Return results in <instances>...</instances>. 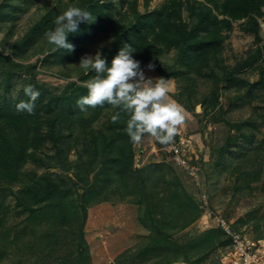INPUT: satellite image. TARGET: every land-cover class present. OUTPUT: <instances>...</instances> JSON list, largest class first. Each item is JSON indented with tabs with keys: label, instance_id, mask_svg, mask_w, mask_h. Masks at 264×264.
I'll return each instance as SVG.
<instances>
[{
	"label": "rangeland",
	"instance_id": "1",
	"mask_svg": "<svg viewBox=\"0 0 264 264\" xmlns=\"http://www.w3.org/2000/svg\"><path fill=\"white\" fill-rule=\"evenodd\" d=\"M79 1L0 0L1 54L17 63L34 65V69L21 70L23 74L14 71L15 68L9 62L0 65L1 105L17 110L16 105L20 101L29 99L24 94V86L32 85L40 92L35 101V108H43L42 105L46 103L51 91H58L71 81L79 83V73L83 69L78 64L83 56H94L97 51L102 55L110 46L111 32L105 31L108 20H99L98 17L95 24L84 29L78 38L69 42L74 45V51L71 53L54 50L55 46L49 44L46 38V32L49 30L25 40L27 31L45 14L46 9L56 12L53 21L55 27L57 16L69 5L78 6ZM129 1L106 0L107 7L103 6L102 10L111 13L112 18L116 19L118 13H123L129 8ZM164 1L150 0L146 10L160 7ZM138 9L144 11L143 0H138ZM186 14L184 11L182 18ZM254 18L258 24L259 40L252 29H248L250 21L247 18L233 21L231 30L223 32L222 48L210 58L208 66L199 74L193 70L186 71L185 67L181 66L173 68V74L166 79L172 99L181 104L187 114L185 124L179 127L171 143L177 142L181 137L180 139L185 140L184 143L188 145L184 153V165L177 163L179 161L171 156V144L161 145L147 135L139 144L133 143L132 146L133 168L138 170L150 167L146 190L153 194L154 204L157 205L155 216L161 219L164 216L166 221L169 220L166 216L168 206L162 198H166L168 191L172 190L174 182L171 181H175L174 177L177 175H183L180 178L182 187L188 190L197 203L198 216L193 218V208H187L175 224L176 228L169 230L173 233L171 240L176 244L172 253L162 251L158 257H154L153 253L146 256L142 249L149 246L153 231L147 222L146 226L140 221L143 216V204H138L133 194H126L122 198L121 194L113 192L112 187L107 190V198L91 204L86 209L82 237L88 250L89 264H162L178 259L176 255L182 259V247L179 248L182 243L205 231L217 230L221 222L237 228L248 237H264V61L258 60L249 66H243L250 52H254L257 46L264 45V6L259 14H254ZM174 56L173 50L164 53L160 63L174 65ZM239 64L241 67L237 69L236 65ZM147 65L149 63H140L146 77L161 78L155 68L149 71ZM32 72L35 73L34 80L30 77ZM226 73L230 74L233 80L231 83L221 80ZM41 83L48 91L43 90ZM211 94H215L218 100V105L214 108L208 106ZM107 113L109 112H104L101 119L106 121ZM237 126L241 132L237 130ZM234 136L236 140L226 144L227 139ZM224 145L225 159L216 164L219 160L218 150ZM46 152L50 156L53 155L48 143ZM76 161L77 153L71 148L67 163ZM187 167L193 168L194 176ZM25 169L35 170L39 174L45 171L62 173L58 167L45 170L33 161L26 164ZM74 171V168L71 169L67 175L74 177ZM126 183L131 188L124 193L135 191L136 178L130 174L126 177ZM15 189L16 186L12 190ZM3 194L4 214L0 228H9L12 239L15 237V231H19L23 226L21 223L27 214L19 213L20 209L9 190L1 189L0 199ZM45 223L40 224L38 228L41 229ZM71 224L77 227V224ZM56 229L60 234V242L55 253L41 258H49L50 262L66 258L64 264H71L72 258L68 256L72 247L70 232L65 225L58 224ZM28 238L27 236L24 239ZM220 240L221 243L209 248L207 252L200 251L192 256L191 264H221L227 244L223 237ZM6 244L7 255L0 264H8L25 251L20 242ZM38 262L36 264H47Z\"/></svg>",
	"mask_w": 264,
	"mask_h": 264
},
{
	"label": "trees",
	"instance_id": "2",
	"mask_svg": "<svg viewBox=\"0 0 264 264\" xmlns=\"http://www.w3.org/2000/svg\"><path fill=\"white\" fill-rule=\"evenodd\" d=\"M105 2L106 0L79 1L78 6L88 10L94 17V22L80 23L78 32L69 35L68 42L75 40L84 29L95 24L97 17L99 20L107 19L105 31L111 32V42L102 58L110 65L115 55L127 44L136 50L132 53L135 60L154 65L160 77L165 79L173 74L175 68L181 66L186 71L193 70L199 74L208 66L210 58L222 48L223 32L231 30L233 21L247 18L250 21L248 29H252L259 40L254 14H259L264 6V0H165L160 7L146 10L150 0H143L144 11L141 12L138 0H130L129 8L113 19L111 13L102 10L103 6L107 7ZM111 9L114 10L112 7ZM184 11L187 14L182 18ZM55 13L52 9H46L45 14L27 31L25 40L54 29ZM186 19L191 21L187 22ZM172 50L175 52V64L162 65L160 58ZM258 60L264 61V45L257 46L247 56L245 63H242L243 66H249ZM4 62H9L15 68L14 71L20 74H23L21 70L34 69L33 64L23 65L11 61L10 57L0 52V65ZM241 64L236 65L237 69ZM34 75L32 72V80ZM93 75L95 73L91 70L80 71L79 83L71 81L60 90L51 91L43 108H35L32 115L0 104V190H9L20 209L19 213L27 214L21 223V229L15 231L14 238L11 239L9 228H0V262L7 255L6 242H20L24 253L8 264H36L38 261L64 264L66 258L52 260L53 262L49 258H41L55 253L60 242L56 225L60 224L66 226L72 238L68 254L72 258L71 264H89L88 250L82 237L86 209L107 198V190L112 187L113 192L121 194L122 198L126 194H133L135 201L143 204L140 221L144 225L147 222L153 231L149 246L142 249L146 256L153 253L154 257H158L162 251L172 253L176 244L171 240L173 233L169 230L176 228L175 224L187 208H193V218L198 216L197 203L188 190L182 187L180 178L183 175H177L174 177L175 181H171L174 186L168 191L166 198L161 195L168 206L166 216L169 220L166 221L164 216L162 219L155 216L157 205L154 204L153 194L146 190L150 167L137 170L132 166L133 142L125 131L127 115L122 113L121 120L113 123L111 116L118 109H113L108 104L86 108L85 112H81L77 106V100L87 95L85 82ZM221 80L225 83L233 81L227 73ZM42 87L45 92L48 91L44 84ZM217 105V96L211 94L208 106L214 108ZM104 112H109L106 121L101 119ZM237 130L241 132L239 126ZM231 140H236V136L227 139L226 144ZM47 143L53 150L51 156L46 152ZM71 148L77 153V161L68 164L67 155ZM225 150V145L219 148V160L216 164L225 159ZM30 161L45 170L58 167L62 173L45 171L39 174L35 170L28 171L25 166ZM73 168L74 177L68 176L67 172ZM130 174L136 178L135 191L124 193L131 188L126 183V177ZM14 186L16 189L12 190ZM4 196L3 194L0 199V226L4 214ZM42 223L45 226L39 229ZM71 223L77 224V227H73ZM231 229L240 232L237 228ZM27 236L29 238L24 239ZM222 237L228 248L229 237L218 227L217 230L205 231L182 243L179 246L182 247V259L177 257V250L175 255L178 259L162 264H191L192 256L200 251L207 252L209 248L221 243ZM260 238L264 237L260 235L254 239Z\"/></svg>",
	"mask_w": 264,
	"mask_h": 264
},
{
	"label": "clouds",
	"instance_id": "3",
	"mask_svg": "<svg viewBox=\"0 0 264 264\" xmlns=\"http://www.w3.org/2000/svg\"><path fill=\"white\" fill-rule=\"evenodd\" d=\"M83 22L92 23L94 17L85 8L69 5L57 16L54 29L46 32L48 43L55 46L54 50L73 52L74 45L68 42V37L78 32L79 24ZM134 51L132 46L124 45L110 65L99 51L94 56H83L78 66L85 72L91 70L95 75L86 81L87 95L77 100V106L85 112L86 108L108 104L118 109L111 116L113 123L121 120L122 113L127 115L125 131L131 142L139 144L147 135L161 145H169L179 127L185 124L186 110L172 99L165 78L145 76L140 62L132 56ZM146 67L152 71L155 66L149 64ZM23 91L29 99L20 101L16 109L32 115L40 92L32 85L24 86Z\"/></svg>",
	"mask_w": 264,
	"mask_h": 264
},
{
	"label": "built area",
	"instance_id": "4",
	"mask_svg": "<svg viewBox=\"0 0 264 264\" xmlns=\"http://www.w3.org/2000/svg\"><path fill=\"white\" fill-rule=\"evenodd\" d=\"M180 138L170 145V151L172 157L179 161L177 163L184 165V162H186L184 153L188 145L184 143L185 140ZM187 168H189L190 174L194 176L193 168ZM220 227L230 240L221 264H264V238L254 239L248 237L241 232L233 231L231 227L223 222L220 223Z\"/></svg>",
	"mask_w": 264,
	"mask_h": 264
}]
</instances>
